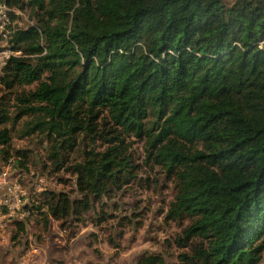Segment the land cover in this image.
I'll return each mask as SVG.
<instances>
[{
  "label": "trees",
  "instance_id": "16d2710c",
  "mask_svg": "<svg viewBox=\"0 0 264 264\" xmlns=\"http://www.w3.org/2000/svg\"><path fill=\"white\" fill-rule=\"evenodd\" d=\"M4 1L36 23L15 27L21 55L0 72V161L29 163L10 147L25 118L19 136L75 177L72 199L40 194L43 223L80 220L130 184L134 138L174 182L177 264H264V0Z\"/></svg>",
  "mask_w": 264,
  "mask_h": 264
},
{
  "label": "rangeland",
  "instance_id": "374dc122",
  "mask_svg": "<svg viewBox=\"0 0 264 264\" xmlns=\"http://www.w3.org/2000/svg\"><path fill=\"white\" fill-rule=\"evenodd\" d=\"M23 7L13 8L15 12L11 13L18 28L36 23L33 10ZM9 111L12 116L16 110L10 107ZM24 121L25 118L19 120L10 132V147L11 151L28 152L29 163L18 166L13 176L25 191L30 214L22 221V231L18 220H10L0 233V264H136L142 254L160 255L165 264L178 263V255L188 249L178 247L174 240L187 221L166 217L175 194L174 182L161 168L146 161L142 141L130 139L133 163L138 165L130 184L122 186L111 198L103 197L80 220H56L50 216L44 224L39 213H45V209H36L43 203L40 194L63 192L72 199L77 196L75 177L64 168H54L46 152L49 146L36 134L19 136ZM71 157L79 160L78 154ZM101 213L104 219L98 223Z\"/></svg>",
  "mask_w": 264,
  "mask_h": 264
},
{
  "label": "built area",
  "instance_id": "2783aa9c",
  "mask_svg": "<svg viewBox=\"0 0 264 264\" xmlns=\"http://www.w3.org/2000/svg\"><path fill=\"white\" fill-rule=\"evenodd\" d=\"M15 10L0 1V72L11 57H19L21 52L11 48L9 38L15 30L11 13ZM17 171L14 157L0 161V233L4 232L10 220L24 221L30 214L25 191L14 177Z\"/></svg>",
  "mask_w": 264,
  "mask_h": 264
}]
</instances>
